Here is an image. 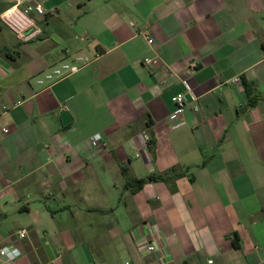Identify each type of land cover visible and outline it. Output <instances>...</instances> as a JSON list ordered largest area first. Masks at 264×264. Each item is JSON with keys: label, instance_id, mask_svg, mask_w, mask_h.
Listing matches in <instances>:
<instances>
[{"label": "crops", "instance_id": "crops-1", "mask_svg": "<svg viewBox=\"0 0 264 264\" xmlns=\"http://www.w3.org/2000/svg\"><path fill=\"white\" fill-rule=\"evenodd\" d=\"M37 2L30 41L0 20V244L18 250L0 264H161L152 239L174 264H261L264 99L249 107L244 81L264 98V0ZM123 168L165 180L132 192Z\"/></svg>", "mask_w": 264, "mask_h": 264}, {"label": "built area", "instance_id": "built-area-1", "mask_svg": "<svg viewBox=\"0 0 264 264\" xmlns=\"http://www.w3.org/2000/svg\"><path fill=\"white\" fill-rule=\"evenodd\" d=\"M12 6L7 9L0 17V20L7 25L19 38L23 41H30L37 35H41V30L37 25L35 16L45 17L48 15V11L43 3L37 2L33 4V0H11ZM149 45L154 44V38L148 33H144ZM142 64L150 68H155L160 65L161 58L159 56L144 57L141 60ZM90 64V61L83 57H78L70 62H63L60 65L54 67L52 70L44 73L41 77L36 79L37 85L50 88L53 84L65 80ZM198 69V64L192 62L189 65V72H194ZM186 94L184 92H179L172 97V102L175 105L174 111L170 114L169 120L171 122H176L182 115L185 114L187 104H186ZM7 132V129L4 130ZM104 142V136L102 134H96L91 138V144L96 147L97 145ZM19 238L23 239L27 236V230L21 229L17 232ZM146 252L148 254H161V264H174L164 248L158 240L152 239L147 241L145 244ZM16 248H11L7 246H2L0 244V258L4 261L14 260L17 254ZM3 262L2 264H4ZM213 261H209V264ZM125 264H133L130 261H126ZM264 264V261L261 263Z\"/></svg>", "mask_w": 264, "mask_h": 264}, {"label": "trees", "instance_id": "trees-1", "mask_svg": "<svg viewBox=\"0 0 264 264\" xmlns=\"http://www.w3.org/2000/svg\"><path fill=\"white\" fill-rule=\"evenodd\" d=\"M7 55L8 52H6ZM244 85H245V89L246 92L249 96V102H248V106L249 107H253L255 106V104L258 102L259 99H264L261 98L260 96H253V88L250 84H248L246 81H244ZM154 141L150 140L148 142V145L151 146V144ZM123 174L128 178V182H127V188L130 189L132 192H136L142 189V187L144 186L145 183L149 182V181H162L165 180L163 177L161 176H150L148 178H144V179H132L129 177V172L126 168H123ZM232 241H233V245L236 249H240L241 245H240V238L238 236L237 233H234L232 236Z\"/></svg>", "mask_w": 264, "mask_h": 264}]
</instances>
